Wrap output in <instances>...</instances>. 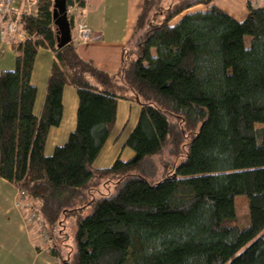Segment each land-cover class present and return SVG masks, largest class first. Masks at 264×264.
I'll return each mask as SVG.
<instances>
[{
	"label": "trees",
	"instance_id": "1",
	"mask_svg": "<svg viewBox=\"0 0 264 264\" xmlns=\"http://www.w3.org/2000/svg\"><path fill=\"white\" fill-rule=\"evenodd\" d=\"M164 1L144 0L116 74L80 56L76 17L72 42L57 46L55 0H39L37 14L21 16L28 36L14 43L16 67L0 72V177L26 192L60 264H264V5L248 0L239 21L217 6L186 12L212 0L163 9ZM40 48L57 60L38 115L30 79ZM66 84L77 89V124L46 154ZM119 98L141 105L125 142L134 154L97 168ZM168 145L172 154L187 151L160 172L149 158ZM108 176L115 185L103 192ZM238 195L248 197L245 223L237 219Z\"/></svg>",
	"mask_w": 264,
	"mask_h": 264
},
{
	"label": "crops",
	"instance_id": "2",
	"mask_svg": "<svg viewBox=\"0 0 264 264\" xmlns=\"http://www.w3.org/2000/svg\"><path fill=\"white\" fill-rule=\"evenodd\" d=\"M26 2V0L16 2L18 10L22 13L20 19L23 14L29 13ZM143 2L144 0H84L78 17L82 15V12L84 13L86 23L93 31V37L86 43L75 40L80 56L85 60L93 61L99 68L111 74L118 73L122 68L124 51L130 46ZM247 5L248 0H212L210 4H198L186 12L217 6L233 18L242 21L248 14ZM18 41L5 39L0 32V72L16 67L20 53L14 43ZM43 59L45 61L42 64ZM56 60V53L50 48H40L36 56L30 80L38 91L34 108L38 115L42 112L48 79ZM63 106L60 125L53 127L48 135L45 145L47 154L51 153H49V146L55 149L57 145L63 144L76 127L79 97L76 87L72 84H66L64 87ZM140 111L141 105L137 101L128 98L118 99L114 127L94 162L95 167H108L118 156L124 160L133 156L134 152L129 147L126 149L127 138L121 140V132L131 122L132 113L135 120L131 130L135 127ZM115 128H119L117 133L114 131ZM125 150H127L126 156L123 155ZM18 191L14 183L0 177V264H55V256L44 249L39 240L32 235L22 212L16 206ZM37 245H40V249Z\"/></svg>",
	"mask_w": 264,
	"mask_h": 264
},
{
	"label": "built area",
	"instance_id": "3",
	"mask_svg": "<svg viewBox=\"0 0 264 264\" xmlns=\"http://www.w3.org/2000/svg\"><path fill=\"white\" fill-rule=\"evenodd\" d=\"M28 7V14H37L39 0H26ZM17 0H0V32L3 38L7 39H17L23 41L28 36V31L20 23V14H22L18 7L16 6ZM264 0H256V4H263ZM67 14L69 19L76 17L75 26V40L77 42L86 43L90 41L93 37V31L90 26L85 21L84 13L78 17L79 10L77 4H72L67 6ZM16 206L22 212L24 220L27 226H35L38 230V234L34 235L36 239L39 240L40 245L49 250L52 246V240L48 235L47 231L44 229V224L41 218L35 211H30L31 206L26 197V192L24 190L18 191V197L16 199ZM55 264H60V260L55 258Z\"/></svg>",
	"mask_w": 264,
	"mask_h": 264
},
{
	"label": "rangeland",
	"instance_id": "4",
	"mask_svg": "<svg viewBox=\"0 0 264 264\" xmlns=\"http://www.w3.org/2000/svg\"><path fill=\"white\" fill-rule=\"evenodd\" d=\"M178 0H165L164 4L162 5V8H168L169 6H172L173 4L177 3ZM182 16H177L172 22L177 21L179 18H181ZM163 16L160 17V19H162ZM171 22V23H172ZM249 40L250 38H247V43L249 44ZM45 61V59L42 60V64ZM131 122L128 124V127H126L122 132H121V140L122 139H126L128 137V133L131 130V126L132 123L134 122V114L132 113L131 116ZM121 130V129H120ZM116 133L119 131V128H115ZM68 139V138H67ZM66 139V141H67ZM65 142V141H64ZM49 153L54 151V148H52V146H49ZM127 149V147H126ZM171 150V146L168 145L164 151L160 154H157L155 156H152L149 158V162L151 165L157 167L158 171L161 172V170L166 167L168 168V170L172 171V168L174 169L176 163L185 156V153L187 151L186 146H183L182 152L180 155L177 154H172L170 152ZM50 153V154H51ZM47 154V153H46ZM127 154V150L124 151L123 155L126 156ZM161 174V173H160ZM102 181V182H101ZM115 181L116 179L114 177L108 176L103 178L102 180H100L101 182V186L100 188H102L103 192H108V191H113L114 185H115ZM83 205V204H82ZM88 208V211L84 212V213H89L90 209L89 207H85ZM236 211H237V219L238 222L240 223H245L248 219V212H249V201H248V197L246 195H238L236 198ZM76 215H72L68 217V220L66 221V225H67V230L69 231V233H73V231L75 230V226H76ZM72 238V237H71Z\"/></svg>",
	"mask_w": 264,
	"mask_h": 264
},
{
	"label": "water",
	"instance_id": "5",
	"mask_svg": "<svg viewBox=\"0 0 264 264\" xmlns=\"http://www.w3.org/2000/svg\"><path fill=\"white\" fill-rule=\"evenodd\" d=\"M53 19L58 29L57 46L61 48L73 40L71 23L67 14L66 0H55Z\"/></svg>",
	"mask_w": 264,
	"mask_h": 264
}]
</instances>
